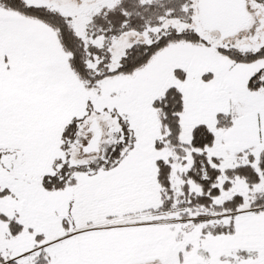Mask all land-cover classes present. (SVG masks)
<instances>
[{"label": "snow or ice", "instance_id": "obj_1", "mask_svg": "<svg viewBox=\"0 0 264 264\" xmlns=\"http://www.w3.org/2000/svg\"><path fill=\"white\" fill-rule=\"evenodd\" d=\"M0 264H264V0H0Z\"/></svg>", "mask_w": 264, "mask_h": 264}]
</instances>
